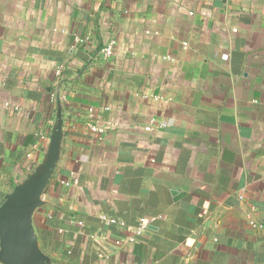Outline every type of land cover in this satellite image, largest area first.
<instances>
[{
    "label": "crops",
    "instance_id": "obj_1",
    "mask_svg": "<svg viewBox=\"0 0 264 264\" xmlns=\"http://www.w3.org/2000/svg\"><path fill=\"white\" fill-rule=\"evenodd\" d=\"M60 107L51 264H264V0H0V205Z\"/></svg>",
    "mask_w": 264,
    "mask_h": 264
},
{
    "label": "water",
    "instance_id": "obj_2",
    "mask_svg": "<svg viewBox=\"0 0 264 264\" xmlns=\"http://www.w3.org/2000/svg\"><path fill=\"white\" fill-rule=\"evenodd\" d=\"M63 125L60 107L44 162L24 184L7 195L0 205L2 264H51L50 256L40 247L33 218L44 205L43 196L60 159Z\"/></svg>",
    "mask_w": 264,
    "mask_h": 264
},
{
    "label": "built area",
    "instance_id": "obj_3",
    "mask_svg": "<svg viewBox=\"0 0 264 264\" xmlns=\"http://www.w3.org/2000/svg\"><path fill=\"white\" fill-rule=\"evenodd\" d=\"M102 51L106 56L110 57L113 54V46L112 45L108 46V47L104 48ZM160 126H164V125L160 124ZM151 129H152L151 125L146 128V130H148V131H151ZM102 218L106 220L105 217H102ZM109 221L111 223H116L115 220H109ZM146 228H147V224L144 221H142L138 227V234H141L142 232H144V230H146Z\"/></svg>",
    "mask_w": 264,
    "mask_h": 264
}]
</instances>
